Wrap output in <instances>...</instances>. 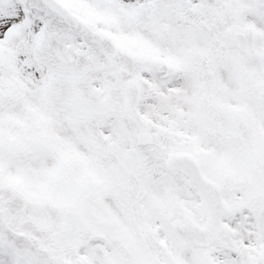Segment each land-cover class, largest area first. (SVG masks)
<instances>
[{
    "label": "snow or ice",
    "instance_id": "6c2138e0",
    "mask_svg": "<svg viewBox=\"0 0 264 264\" xmlns=\"http://www.w3.org/2000/svg\"><path fill=\"white\" fill-rule=\"evenodd\" d=\"M0 264H264V0H0Z\"/></svg>",
    "mask_w": 264,
    "mask_h": 264
}]
</instances>
